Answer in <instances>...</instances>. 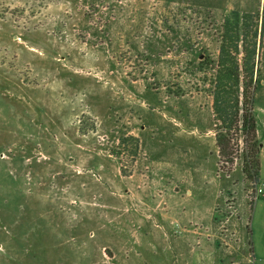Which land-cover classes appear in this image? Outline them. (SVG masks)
I'll list each match as a JSON object with an SVG mask.
<instances>
[{
  "label": "rangeland",
  "instance_id": "1",
  "mask_svg": "<svg viewBox=\"0 0 264 264\" xmlns=\"http://www.w3.org/2000/svg\"><path fill=\"white\" fill-rule=\"evenodd\" d=\"M230 69L257 183L243 138L220 168ZM262 184L264 0H0V264H264Z\"/></svg>",
  "mask_w": 264,
  "mask_h": 264
},
{
  "label": "trees",
  "instance_id": "2",
  "mask_svg": "<svg viewBox=\"0 0 264 264\" xmlns=\"http://www.w3.org/2000/svg\"><path fill=\"white\" fill-rule=\"evenodd\" d=\"M258 26V25H257ZM257 36V31H255ZM220 65V64H219ZM218 65V67H219ZM239 69V68H238ZM236 69H232L229 73L235 78L236 90L232 93L231 90L225 89L221 86V81L217 85L215 95L214 112L216 119L220 122L215 134L216 145L218 147V154L220 158V168H230L234 164V159L237 158V152L240 138L250 144L251 159L247 161L246 167L254 168L253 175L255 182L259 181L260 177V160L258 155L261 148L257 144V122L254 115V88L253 77L254 73L251 70L249 73L244 71L240 73ZM220 72V71H219ZM232 87V84H231ZM253 207L254 198L251 200ZM250 244V241H249Z\"/></svg>",
  "mask_w": 264,
  "mask_h": 264
},
{
  "label": "built area",
  "instance_id": "3",
  "mask_svg": "<svg viewBox=\"0 0 264 264\" xmlns=\"http://www.w3.org/2000/svg\"><path fill=\"white\" fill-rule=\"evenodd\" d=\"M263 187H264V184H262V186L260 185V186L258 187V193H259V194H262V192H263Z\"/></svg>",
  "mask_w": 264,
  "mask_h": 264
},
{
  "label": "crops",
  "instance_id": "4",
  "mask_svg": "<svg viewBox=\"0 0 264 264\" xmlns=\"http://www.w3.org/2000/svg\"><path fill=\"white\" fill-rule=\"evenodd\" d=\"M260 163H261V167H263V162H262V159H260ZM262 195H264V188H263Z\"/></svg>",
  "mask_w": 264,
  "mask_h": 264
}]
</instances>
